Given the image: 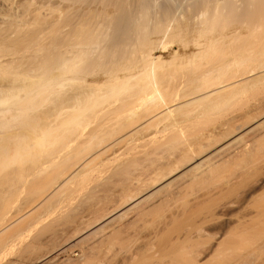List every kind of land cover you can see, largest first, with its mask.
Masks as SVG:
<instances>
[{"label": "bare ground", "instance_id": "1", "mask_svg": "<svg viewBox=\"0 0 264 264\" xmlns=\"http://www.w3.org/2000/svg\"><path fill=\"white\" fill-rule=\"evenodd\" d=\"M164 50L169 52L162 53ZM262 79L264 0H0V163L5 164H0L1 171H6L11 156H29L31 161L41 157L42 161L46 158L44 161L48 159L50 162L47 163L49 166L46 165L49 174L46 168L43 170L36 165L37 161L41 162L40 166L45 162L40 158L33 161L42 170H39L40 174L38 169L36 173V167L33 168L36 178L46 172L45 183H39L40 189L39 185L35 188L42 198L34 196L41 200L36 205L27 204L26 211L25 208L21 212L18 209V213L11 214L10 209L9 212L3 210L5 213L0 215V243L7 240H4L6 232L10 230L8 235L14 236L12 230L15 233V227L18 229L25 221L41 220L43 215L39 217L37 208L43 210L41 207L44 205L39 206L42 202L52 196H55L53 201L57 198L56 203L62 201L59 195L69 191L66 188L69 189L73 179L80 178L79 184L78 180L74 181L76 186L87 183L96 160L104 162L106 156L107 163L111 152L129 146V143L130 146L133 142L139 144L145 138L169 131L172 141L170 146L166 140L168 148H172L174 142L181 147L183 143L186 147L183 151L190 154L188 157L186 154L184 159V155L182 158L178 155L182 163L176 162L175 168L163 170L162 166L163 171L157 172L161 177L154 172L158 169L152 171L158 176L154 174L156 180L154 175L151 177L154 181L149 179L155 189L183 171L182 175L192 169L197 170L195 168L206 162L208 164L212 155L223 147L225 150L227 142L230 144L242 138L243 132L248 133L263 116L258 119L247 116L246 119L253 120L242 124L233 117L235 111L224 113L232 118L225 121L227 127L220 123L223 129L226 128L224 131L219 128L223 133L217 132V127L216 133L206 128L208 122L216 119L213 115L223 106L251 91L255 82ZM200 124L206 125L205 130L208 131L203 126L202 131L195 128ZM194 128L198 132H194ZM193 139L201 140V145L215 141L206 149L194 141L192 143L196 147L193 149ZM71 142L79 146L75 144L74 148L77 147L74 149L69 145ZM80 143L87 146L93 143L94 146L92 149L84 144L85 151L80 148ZM124 149L119 150L124 152ZM56 163L64 166L61 168ZM132 164H127V169L138 167L137 163ZM55 166L59 168L54 169ZM95 166L98 167L97 164ZM19 167L22 168L21 165ZM126 167L120 168L126 173L129 170H125ZM88 168L86 172L89 173L85 172L87 178H84L81 173ZM109 169L106 170L111 171ZM123 170L116 171L124 175ZM10 171L13 170L4 174ZM47 172L50 177L46 176ZM14 173L13 176L19 175ZM4 174L0 175L2 179ZM11 174V178L4 176V184L0 182L2 188L3 185L7 189L12 187L5 186L6 179H13ZM141 179L138 178V182ZM74 183L71 182L72 185ZM154 187H148L145 192L139 190L138 194L137 191H130L131 195L127 193V200L132 199L129 205L139 202L144 197L143 193L153 191ZM7 189L0 193H7ZM9 189L8 193L12 188ZM73 190L69 193L72 194ZM69 193L67 197L71 195ZM127 200L119 201L124 202V206L121 204L123 208L128 205ZM36 211L39 212L38 218L34 215ZM111 211H107L110 215L105 212L104 221L116 215L119 217L123 212L121 209ZM34 216L36 221L32 218Z\"/></svg>", "mask_w": 264, "mask_h": 264}, {"label": "rangeland", "instance_id": "2", "mask_svg": "<svg viewBox=\"0 0 264 264\" xmlns=\"http://www.w3.org/2000/svg\"><path fill=\"white\" fill-rule=\"evenodd\" d=\"M164 51H162V53L169 52V50ZM262 80H259L260 82L256 81L251 91L242 95L240 94L241 96H239L237 100L223 106L220 111L213 115L216 119L210 120L207 127L205 125L206 128L213 129L212 132L215 130L214 133H216L218 129L217 132L220 133L221 129H223L224 125L227 123L225 121L227 119L231 121L232 118H228L227 114L224 113L235 111L233 117L237 119V121L239 120V123L244 121V124H249L247 121H252L255 117L258 119L263 116L260 122L254 123V125L251 126L253 127V129L251 128L252 131L250 130L248 133L246 131L243 132V137L240 138L241 140L239 139L240 141L236 140L233 141L235 143L231 142L230 144L227 142V148L224 144L225 150L223 147L215 153L216 155H212V159L208 161V164H206V162L202 164L200 168H195L197 170L192 169L193 171L190 170L188 171L189 173L185 172L182 175L183 171L179 173L180 175H175L168 180L169 182L165 181L155 189L150 181H154L152 178L159 174L157 172L163 169L162 166H164L163 170L167 169V167L170 169L175 166L174 164L176 162L182 163L181 160H178L180 157L182 158L184 155V159L186 154L187 157L190 155L183 151L186 148H184L183 143H181L183 147H181V145L179 146V143L177 144L174 142L172 143V148H168L169 144L167 145V142L169 141L168 143H170L171 146L172 140L170 138L171 134L169 131H166L167 133L159 132L155 137L149 139L145 138L143 140L146 141L142 140L139 144L137 142L135 145L133 142L131 145H134L133 152L130 143V147L126 145V148H117L113 151L114 154L111 152L107 156L108 164L105 161V156L104 162H102L103 160H100V163L98 162L99 160L95 161L97 163L94 162L98 166L96 167L94 164V168L97 169L96 171L92 168V170H90V172L92 171L91 173L86 172L89 171V167L88 170L85 169L84 172L81 173V175L83 174L82 176H84L85 172L89 173L88 178L86 175L84 176V178L86 177L89 181L86 183L84 179L82 180L84 183L81 182V184L83 183L85 185L76 186V180L79 181H77L78 184L80 183V178L78 179L76 177V180L73 179V181H71L72 183L75 181L74 185L70 182L69 189L68 187L66 188V191H72L74 187L75 189L72 194L71 192L69 193V191L64 194L62 192H57L59 194L62 193L60 194L61 196L59 195L62 201L56 203L58 201L56 200L57 198H54L53 201V197L55 196H52V198L42 202L39 206L41 207L44 205L45 207H41L43 210L38 207L37 209H39L38 211L40 213L36 211L34 214L37 216L39 213V217L40 214L41 217L43 215L41 220L39 219V221L31 223L25 221L24 224H21L22 227L21 225L19 226L21 229L18 227L20 230L15 227V233L13 230L11 233L15 237L9 236L10 230L8 233L6 232L7 236H4V238L6 237L4 240H7L0 243V264H264V115H262L264 114V82ZM247 116H249V118L253 117V119L248 120V118H245ZM220 123H222L223 127ZM258 123L260 124L258 125ZM198 125L195 126V128L199 127L200 129L203 126L202 124H200V126ZM205 127L203 128L204 130L206 129ZM220 127L222 128L219 130ZM195 128L192 130L198 132ZM200 130L202 131V128ZM219 138L220 137L216 140L218 141ZM166 140L168 141L166 142ZM194 141L198 144L202 142L201 140L198 142L199 140L193 139L191 143ZM213 141L215 140L213 139ZM213 141H209L208 143L206 141V143H204L205 145H201V143L197 145L199 147L201 145L203 149H206L209 147L210 143V145L214 143ZM143 142L144 144H141ZM194 143H192V145ZM75 144L77 145V143L71 142L69 145H72V148H74ZM175 144L177 145L176 147H174ZM83 145H81L82 147L80 146V148L86 151L87 148ZM92 145L93 143L91 146L87 147H92ZM77 146H79V144ZM140 147H143V149ZM195 147L196 146H194L193 149H195ZM119 149L121 151L124 149V152H121ZM130 149L131 151H129ZM135 149L137 151H135ZM198 149L203 150L201 148H197V150ZM128 151L130 153H128ZM119 152L123 157H119ZM125 154L127 155L125 156ZM39 158L40 161H42L41 157L34 158L33 161L35 162V159L39 160ZM132 158L134 160H131ZM62 159L63 158L60 160ZM44 160L42 161L45 162L44 166L42 165L43 167L40 166L41 162H36V165L43 170H45L49 162L48 159V161L46 160L47 162ZM6 161L8 162V159ZM33 161H31V157L29 159V156L19 155L18 157H10L9 165L7 163V167L5 166L6 168H4L6 171L10 169L14 171L15 169V173L18 172L19 175L16 173L18 177V179H16L17 177L15 175V177L13 176L14 172L10 171L12 174L9 172L13 177V179H10L11 181L9 179H6L7 181L5 180V186H12L11 188L13 189L10 188L11 191H9V193V187L8 189L6 188L7 186L4 188L3 185V189L2 186H0L2 188L0 191L7 189L8 193V195H6L7 193L4 194L5 191H3V194L0 193L3 197L1 198L0 196V215L5 213L3 210L9 212V209L11 214H16L18 211L21 212V209L24 210V208L26 211L27 204L32 203L36 205L41 200L42 195L40 196L39 191H36V189L38 187V189H40L39 183L46 181L43 180L46 172H44L43 175H38L36 178L34 175V167H36V165ZM74 161H71V163ZM124 162L127 163L124 165ZM132 162L137 163L138 167L128 168V170L126 165L132 164ZM171 162L172 164L170 165ZM12 163L13 165L11 166ZM62 163L61 166L57 165V163L56 165L62 168V166H64ZM0 164L2 166L5 165L2 163ZM106 164L107 168H105ZM1 165L0 175L3 173L2 171H4H1ZM20 165L22 168L24 167L23 170L19 167ZM90 166L92 167L93 164ZM122 166L123 168L126 167L125 170H128L129 173L126 172L128 174L125 173L123 168L124 175L122 172V175L117 172L122 171L120 168ZM108 167H110V169ZM111 167L113 170H111ZM53 168L55 169L56 166ZM53 168H51L52 171ZM37 169L38 172L41 170L36 167V173H38ZM106 169L111 171H107ZM46 170L48 171L47 168ZM6 171H4L5 174ZM48 172L50 174V171ZM48 172L46 176H49ZM100 172L102 176H100ZM39 173L41 174V172ZM55 173L57 174L56 171ZM164 173H162V175ZM5 174L4 176H6V178L10 177V174L8 177V174ZM32 175H34V179ZM160 175L161 173L159 177H161ZM1 176L0 182L4 184L3 179L5 178L3 176L2 179ZM156 176L155 180L157 179ZM177 176L180 177L178 178ZM39 177L41 178L39 179ZM135 177L139 179L142 178L139 181L140 184L138 178L136 180ZM22 178H24V181ZM14 180L16 183H14ZM48 182H51V179ZM48 184L50 185L51 183ZM0 185L2 184L0 183ZM13 185H16L15 189ZM36 185L39 186L37 187ZM150 186L152 189L154 187V190L152 191L151 189L149 192L143 193L144 197L140 200L141 202L139 201L133 206L129 205L132 199L130 198V201L127 200V193L130 194V191L131 193L137 191L136 193L138 194L142 189L143 191L145 189L147 190L148 187L150 189ZM70 187L72 188L70 189ZM45 191H47V187L44 192ZM10 193L13 194L11 195ZM36 193L38 194L36 195ZM68 193L71 195L67 197ZM136 193L135 197L137 195ZM139 195H141V193H139ZM7 196H9V198L6 199L5 197ZM34 196H39L41 198H33ZM64 197L66 198L63 199ZM123 198L125 201L127 200L126 204H128L127 206L125 205L124 208V202H119L120 200H124ZM114 202H116L117 205H115L116 203ZM54 203H56V205ZM113 205L116 207L114 210L111 209V207H114ZM119 209L123 211L119 214L120 218L116 215V217L114 216L115 218L113 217V219L109 221H104V218L102 219L103 216L106 217L107 214L110 215L107 211L113 213ZM32 218L34 220L36 217L34 216ZM28 224L32 225L29 226ZM24 226L26 227L24 228ZM16 234L19 235L16 236Z\"/></svg>", "mask_w": 264, "mask_h": 264}]
</instances>
